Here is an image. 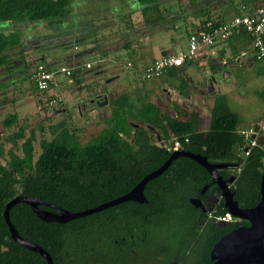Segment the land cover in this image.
Listing matches in <instances>:
<instances>
[{
    "label": "trees",
    "instance_id": "obj_1",
    "mask_svg": "<svg viewBox=\"0 0 264 264\" xmlns=\"http://www.w3.org/2000/svg\"><path fill=\"white\" fill-rule=\"evenodd\" d=\"M136 1L137 6L134 10H138L144 25L157 18L161 20L163 16L161 10L166 9L164 5L162 7L161 1ZM212 1L214 4L211 7L216 8L224 0H187L192 15L200 16L198 27L203 26L207 21L224 20L222 13H211L212 8L209 5ZM70 2L71 0H0V22L10 23L9 26H0V68L7 69L11 61V50L21 46V33L19 34L16 29H22L20 26L26 21H46L47 25L59 23L61 18L68 15ZM180 12L182 13V10ZM236 13L234 15L239 14ZM153 16L157 18H152ZM127 34L128 40H131L129 38L132 32L127 31ZM128 40L124 43H128ZM166 71L168 69L161 75ZM71 77L74 83L80 82L73 70ZM179 88L184 89L183 86ZM132 93L133 91L125 90L107 99L106 104L110 112L104 120V126L84 143L79 141L76 127L70 128L65 121H60L47 126L50 138L43 137L40 132V138L37 140L38 150L35 151L33 130L26 131V125L17 124L15 113H7L1 119L2 127L11 131L3 138L9 146L3 149L0 143L2 160L0 163V264H24L22 261L24 252L34 255L32 258L30 256L28 264H45L39 254L19 245L9 235L2 218V211L5 203L13 197L26 195L42 200L52 206L41 203L37 206L50 211H54L53 206H55L69 212H78L95 207L106 199L99 195L100 185L96 178L98 174L87 171V166L97 165L95 162L98 159L110 160L119 165L120 171L116 181H122V185L115 190L116 194H120L127 189L124 181L129 178L130 185H134L169 156L170 152L163 145L172 137L179 140L180 146L177 150L201 153L207 158H217L219 161L229 158L234 144L240 146L242 143V137L237 130L236 114L229 110L222 95L214 99L209 111L207 129L201 131L197 127L195 118L179 119L177 115L164 113L155 103L133 97ZM173 108L176 114L178 107L174 105ZM13 127L15 128L12 129ZM39 130L42 131L41 126ZM154 134L158 135V139L152 140ZM158 141L162 144H158ZM176 158L186 160L189 163L186 166L201 169V166L188 157ZM235 158V162L240 164V169L234 190L238 195L246 190L253 193L256 196V204L260 196V176L264 171L262 150L253 146L246 156L239 158L237 155ZM177 164L184 165L181 161ZM202 171L205 174V171ZM154 178L149 179L145 184L154 181ZM132 201L126 200L116 204H131L126 207L124 214H127V217L122 221L123 225L129 229L128 225L135 222L139 230L152 226L158 230L154 238L156 240L166 236L165 228H160L166 226L165 218L158 217L159 213L154 211L153 199L148 203H132ZM225 211L226 208L222 207L217 212V216ZM102 212L103 209L65 222L43 221L33 213L28 204L18 202L8 209V218L20 237L31 239L45 247L54 264H59V258L56 256L57 249L60 248L58 242H63L65 238L69 241L76 239L78 243L72 248H81L82 253L86 252L85 259L78 264H100L98 246L104 232L102 227L101 233L99 216ZM110 212V215L115 213L113 210ZM116 222L115 218L109 221L112 226ZM232 223H235L233 224L235 227L244 222ZM233 226H229V229L231 230ZM227 230L228 228L219 227L214 240L219 239ZM145 237L148 238V233ZM187 246L186 242L183 246L180 245L179 249L173 247L171 254L177 258L188 257L191 252L185 253Z\"/></svg>",
    "mask_w": 264,
    "mask_h": 264
},
{
    "label": "rangeland",
    "instance_id": "obj_2",
    "mask_svg": "<svg viewBox=\"0 0 264 264\" xmlns=\"http://www.w3.org/2000/svg\"><path fill=\"white\" fill-rule=\"evenodd\" d=\"M159 1L162 7L163 5L166 7L161 10L163 15L161 20L153 16L152 18L157 20L148 21L145 25L138 10H134L137 6L136 0H71L68 15L61 18L59 23L53 25H47L46 21L23 23L20 26L22 29H16L19 34L21 33V46L11 50V61L7 69L0 68V121L7 113H15L17 124L26 125V131L33 130L35 151L38 150L37 140L40 138V132L43 137L50 138L47 126L60 121H65L70 128L76 127L79 141L86 142L104 126V120L110 108L106 103L103 106L89 103L92 99L91 93L89 94V91L85 89L95 86L99 88L101 85L108 89L109 93L104 92L108 97L116 94L115 85L121 83L122 75L127 74L129 68L125 67L127 56L115 54L116 50L112 49L128 40L127 31H131V36L134 38L139 34L138 32L145 34L143 37L146 36V38L158 37L161 34L162 40L165 41L163 48H169L170 52L177 53L178 50L186 47L188 26L199 23L200 16L192 15L191 8L187 6V0ZM224 3L223 7L226 6ZM213 4L214 1L209 6ZM230 6L238 8L234 3H230ZM220 10L217 7L212 8L211 13L214 14ZM222 14L223 18L229 17L226 13ZM9 24L0 22L1 27L9 26ZM173 36L177 38V41L171 43ZM38 63L52 69L58 66L71 68L80 81L76 84L71 77L69 83L66 77L57 76L56 85L49 89V95L59 94L62 100L54 108H39V99L47 93L38 94L30 78ZM85 63H89L90 67L85 68ZM253 67L260 70L261 67L264 68L259 62L254 63ZM228 69V64L221 65L219 72H213L212 76L221 84L240 83V87L234 84L233 90L240 92L243 100L240 104L234 105V108L242 114L238 130L246 129L249 127L246 126V122L255 121L256 114H260L264 109V82L259 88L262 96L254 94L255 86L244 83L245 72L242 68L233 71L231 79L223 78L222 72ZM115 73L120 77L105 84V80L114 76ZM138 74L143 81L142 73L138 72ZM207 78L210 79L211 76ZM160 79L161 76L157 79L144 80L145 83L139 81L136 86L143 91L140 99H149L155 102L161 111L168 113L176 104L170 103L167 99L170 94L168 92L166 94L165 84L160 82ZM171 83L180 91L182 90L179 87L183 84L179 79H173ZM123 88L125 90V86ZM244 90L251 91V94L245 93ZM83 92L88 93L86 98H82ZM176 106L179 109L184 107L178 103ZM92 107L95 111L90 113L89 109ZM206 125L207 118L202 117L200 127L203 128ZM39 126L42 127V131L39 130ZM10 131L0 124V143L3 149L9 146L3 138ZM154 138L155 136L152 140ZM157 143L162 144L159 141ZM0 163H2L1 159Z\"/></svg>",
    "mask_w": 264,
    "mask_h": 264
},
{
    "label": "flooded vegetation",
    "instance_id": "obj_3",
    "mask_svg": "<svg viewBox=\"0 0 264 264\" xmlns=\"http://www.w3.org/2000/svg\"><path fill=\"white\" fill-rule=\"evenodd\" d=\"M256 124L259 127V119ZM154 136L155 139H158V135L154 134ZM151 138L153 139V137ZM262 140L264 143V137ZM199 154L206 157L204 154ZM237 155L240 158L238 145L235 151L231 149L227 159L219 161L217 158L206 157V160L212 164L227 165L222 168L217 167L214 170L222 180H225L229 192L232 193V199L236 201L238 207L248 208L255 205L256 196L247 190L238 195L234 190V183L240 169L239 162H235V156L237 157ZM175 160L173 159L165 170L154 178V181L143 186L142 195L144 200L142 202L132 201V203H148L149 200L153 199L154 211L159 213L158 217L165 218L166 226L160 228H165L167 231L166 236L164 235L160 240H158L159 238L157 240L154 239L158 230L152 226L148 229L143 227L141 230H139L135 222L128 225L129 229L124 226L122 221L127 217V214L124 213H126V207L131 206V204H115L116 206L104 207L102 208L103 212L99 216L101 233L102 227L104 232L98 246L100 264H212L214 262L210 258V251L218 240H214V238L218 234L219 227L228 228L227 232H229V226L231 227L235 223L217 220V212L224 207V202L217 184L212 182L211 175L202 167L198 169L186 166V164H189L186 160L181 158H176ZM180 161L184 165L177 164ZM95 164L97 165L87 166V171L88 173L98 174L96 178L100 185L99 195L106 198L99 204L110 202L122 196L136 184L130 185L131 181L128 178V180L124 181L127 189L123 193L116 194L115 188H119L122 185V181H116L120 171L119 165L105 159H98ZM202 170L205 171V174ZM41 204L48 205L49 203L44 202ZM246 204L247 206H245ZM37 208L51 214L56 213L54 208V211L42 209L38 206ZM110 210L115 213L110 215ZM112 218L117 219L114 226L109 223ZM239 221L244 223H239V225L233 226L232 229L248 225L247 220L238 219L237 222ZM204 229H208V231H203ZM147 233L149 239L145 237ZM145 238L146 241L144 242ZM23 239L39 246L48 254L51 264H54L53 258L45 247L43 248L31 239ZM37 240L41 241L42 239ZM186 242L188 246L185 248V253L191 252L188 257L177 258L171 254L173 247L179 249V246H183ZM59 243L60 245L58 246L60 248L57 249L56 254L59 258V264H78L82 259H85L86 252L82 253L81 248H72L78 243L76 239L69 241L65 238L63 242L59 241ZM37 254L47 264L44 256L40 253ZM30 256L32 258L34 255L28 252L23 253L22 261L24 264H28Z\"/></svg>",
    "mask_w": 264,
    "mask_h": 264
},
{
    "label": "crops",
    "instance_id": "obj_4",
    "mask_svg": "<svg viewBox=\"0 0 264 264\" xmlns=\"http://www.w3.org/2000/svg\"><path fill=\"white\" fill-rule=\"evenodd\" d=\"M263 2L264 0H224L220 2L217 8L218 10L221 9L220 11H218V13H226L229 15V17H231L236 12V14L251 12L261 4H263ZM223 3L226 4L225 7H223ZM230 3H234L238 8H231ZM223 8H225L227 11H225V9L223 10ZM222 10L224 12H222ZM229 17H225L224 20ZM197 26L198 23L189 25V29L187 30V32L197 28ZM138 33L139 34L136 35L135 38L134 36H131L129 38L131 40H129L128 43H122L119 46H115L112 50H116L115 54H124L127 56L125 64L127 62L131 63V67L127 69V74L122 75L123 77H121V83H117L115 85L117 89L115 93L117 94L125 90L133 91L132 96L140 98V95L141 93H143V91L139 90L140 87L138 88V86H136L139 81H142L138 72L142 73V69L144 68V66L154 58L174 53L170 52L169 48H163V42L165 41L162 40L161 34L158 37L152 38L151 36H149L148 38H146V36L143 37V35L145 34H141L140 32ZM176 41L177 38L175 36H173L170 40L171 43H174ZM183 49L181 48L180 50ZM228 59H230V61H228ZM254 63L257 62L253 59L251 42L249 38L244 34L232 36L226 41H216L210 46L200 50L197 53L196 57L191 61H184L182 65L168 69L169 72L166 71L163 75H161L160 82L165 84L166 94L167 92L170 94V96H167V99L170 100V103L175 102L176 105L177 103L184 105L183 108H178V111L175 114L173 108L174 105L172 104V110L167 114L183 117H179V119L195 118L198 129L201 131H205L208 126L209 111L212 107L213 101L216 97L222 95L225 98L229 110L236 114L238 130V125L240 124L239 120L240 117H242V114L236 108H234V105L240 104V101H242L243 99L240 92L236 90L234 91L233 89L234 84L240 87V83L232 82V85L221 84L214 79L212 73L215 71L219 72L218 69H221V65L226 66L228 64L229 69L222 72V77L231 79L233 71L242 68L245 72L244 83L246 85L253 84L255 86L253 93L262 96V92L259 88L262 86V82H264V68L261 67V70L254 68ZM208 76H211V78L208 79ZM119 77L120 76L115 73L114 76L110 77L109 81L105 80V84L112 80H116ZM141 77L143 78V76ZM173 79H179L180 82H182L181 84H183L182 86L184 87V89L181 91L178 90L177 86L171 83ZM67 81L70 83L71 79H67ZM146 81H144L143 79L142 82L145 83ZM181 84L179 83V85ZM124 86L125 90L123 88ZM87 90L89 91V94L91 93V98L98 97L99 99L102 98L103 95L106 96V101L108 98H110L105 95V93H109L108 89L101 85L99 88H97L96 86L88 87L85 89V91ZM100 91H104L105 93H100ZM245 93L251 94V91L246 90ZM87 94V92H83L82 98H86ZM147 100L155 103L149 99ZM188 104L191 105V108H189ZM94 111L95 110L93 107L89 109L90 113ZM263 115L264 109L261 110L260 114H256L255 121L250 120L246 122V126L249 127L242 130H247L249 128L253 129V125L257 122L258 119L260 121ZM202 117L207 118V125L203 128L200 127V120ZM239 131L240 129L238 130V132ZM259 142L263 143V140L260 139Z\"/></svg>",
    "mask_w": 264,
    "mask_h": 264
},
{
    "label": "water",
    "instance_id": "obj_5",
    "mask_svg": "<svg viewBox=\"0 0 264 264\" xmlns=\"http://www.w3.org/2000/svg\"><path fill=\"white\" fill-rule=\"evenodd\" d=\"M110 78L106 79L109 81ZM90 102L95 103L97 106H103L106 103V96H102V99L92 98ZM258 125H253V133L251 138L254 137V132L257 130ZM237 149V144H234L232 150ZM178 156H184L192 159L199 166L205 169L212 177V182H215L221 192V196L224 202V207L234 217L239 219L247 220V226H238L229 232L222 235L213 245L210 251V258L214 260L212 264H264V171L260 176L259 182V200L258 202L248 208L238 207L235 200L232 199V193L229 192L225 180L215 172L217 167H226L225 164H212L206 160L205 156L199 153H192L185 150H174L171 151L169 156L162 162L156 169L150 171L144 175L128 192L119 196L110 202L99 204L95 207L87 208L78 212H69L60 207H54L56 213H48L37 208L38 203H44L33 197L26 195H18L10 199L5 203L2 218L7 226L8 232L12 240L17 242L19 245L40 253L46 259L47 264H51V260L39 246L34 243L27 242L20 237L12 224L9 222L8 209L15 203L23 202L28 204L33 213L43 221H57L65 222L70 219L81 217L93 212L99 211L104 207L115 205L119 202L126 200H133L142 202L144 197L142 195V188L144 184L149 180L161 173L170 164V162ZM49 206H52L48 204Z\"/></svg>",
    "mask_w": 264,
    "mask_h": 264
},
{
    "label": "built area",
    "instance_id": "obj_6",
    "mask_svg": "<svg viewBox=\"0 0 264 264\" xmlns=\"http://www.w3.org/2000/svg\"><path fill=\"white\" fill-rule=\"evenodd\" d=\"M245 34L252 46L253 59L264 67V2L259 7L248 13L232 15L222 21H207L203 26L190 30L187 33L186 47L174 54H167L154 58L147 63L142 69V76L146 80L157 79L164 70L182 65L184 61L194 59L197 53L210 46L216 41H226L232 36ZM85 68L90 64L85 63ZM126 68L131 67V63L125 64ZM62 75L68 80L71 79V68L58 66L55 69L38 63L31 73V80L38 94H46L38 101L39 108H54L60 104L62 98L59 94L49 95V89L54 87L57 82V76ZM40 97V96H39ZM38 97V98H39ZM253 129L240 130L239 135L242 137V143L239 146V156L244 157L249 153L253 146L262 150L264 160V143L259 140L264 137V115L259 121V127L251 138ZM164 148L171 152L177 150L180 146L179 140L172 137L168 143L163 145ZM239 218L234 217L230 212L225 211L217 217L218 221L235 222Z\"/></svg>",
    "mask_w": 264,
    "mask_h": 264
}]
</instances>
